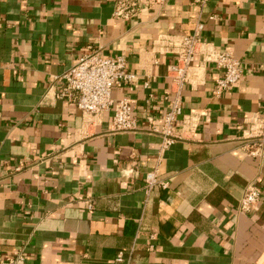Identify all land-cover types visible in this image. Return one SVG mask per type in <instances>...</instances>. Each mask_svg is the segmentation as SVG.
<instances>
[{"label":"crops","instance_id":"0c3cea01","mask_svg":"<svg viewBox=\"0 0 264 264\" xmlns=\"http://www.w3.org/2000/svg\"><path fill=\"white\" fill-rule=\"evenodd\" d=\"M116 1L0 0V262L22 250L24 264H264V144L251 157L242 140L248 118L264 119V0H140L130 20L112 17ZM197 22L243 76L215 96L208 65L202 86H185L182 115L198 126L159 155L174 58L152 46ZM89 52L136 76L111 91L130 101L134 131L111 132L112 110L86 126L57 99L55 78ZM153 171L166 189L146 191ZM248 186L260 198L240 213Z\"/></svg>","mask_w":264,"mask_h":264},{"label":"built area","instance_id":"2783aa9c","mask_svg":"<svg viewBox=\"0 0 264 264\" xmlns=\"http://www.w3.org/2000/svg\"><path fill=\"white\" fill-rule=\"evenodd\" d=\"M207 0H196L203 5ZM140 9V0H117L112 17L116 20H130ZM203 24L197 22L190 34H161L154 41L152 54L170 56L174 61L167 67L169 90L161 100L166 103V110L161 115V125L157 133L161 136L158 154L161 155L183 135L195 132L199 118L195 113L182 115V92L185 86L197 88L204 84L208 65L218 70L221 75L215 83L214 95L235 86L243 76L239 61L229 49L221 50L202 39ZM61 89L57 99L66 100L80 110L86 126L93 127L104 112L112 110L111 132H132L136 128L132 107L128 99L115 102L111 97L112 88L122 85L133 86L136 76L126 71V60L117 56L108 58L96 52L81 55L76 62L60 77ZM146 86V84H145ZM181 116V133L175 131V121ZM243 141L245 150L251 157H258L264 144V119L250 117ZM146 191L154 187L167 188V183L159 180L157 172L145 175ZM260 198V190L248 186L238 202L240 213L253 210ZM86 209L93 211L91 201H87ZM26 253L22 250L6 256L0 264H24ZM116 262L123 261L119 253Z\"/></svg>","mask_w":264,"mask_h":264}]
</instances>
